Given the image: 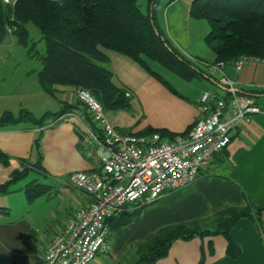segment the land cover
Returning a JSON list of instances; mask_svg holds the SVG:
<instances>
[{
	"label": "crops",
	"instance_id": "1",
	"mask_svg": "<svg viewBox=\"0 0 264 264\" xmlns=\"http://www.w3.org/2000/svg\"><path fill=\"white\" fill-rule=\"evenodd\" d=\"M192 1L159 0L155 8L161 31L200 72L199 77L185 80L162 68L165 75L176 79L173 81H177L175 83L179 87L168 81L170 76L167 79L174 91L148 75L130 58L102 49L108 62L100 65L109 69L112 82L126 88L131 96L130 110L135 113L136 120L134 124L129 123L128 132L140 133L147 128L172 134L188 131L200 116L201 94H225V89L218 82L221 76L233 80L240 93L252 96L260 112L252 115L249 123L239 124L231 133L229 144L199 171L193 182L177 190L166 191L154 202L142 201L128 207L127 213H136L127 224L114 229L113 235L108 236L107 250L89 264H120L130 251H134L137 242L162 227L207 218L223 209L243 207L248 201L264 199V62L250 60L239 71H235L232 63L221 64L214 69V55L203 47L209 28L200 22L203 20L190 17ZM4 40L0 46L6 44ZM8 59L1 58L0 65ZM41 68L34 73L25 69V76L34 79L32 75L38 77ZM163 73L160 74L163 76ZM37 82L35 86L33 82L18 89L17 95L27 102L38 97L44 100L45 93L50 95L53 107L44 103L34 109L29 105L19 107L27 109L42 123L24 120L0 127V152L10 159H24L32 164L37 159L33 143L40 134V165L43 169L40 174L48 180L46 194L54 196L52 201L37 200L23 204L22 211L13 216L8 208H0V218L3 212H9L19 224L11 233L10 240V252L18 264H40L48 244L66 221L88 203V196L68 183V174L98 168L94 154H87L83 147L85 135L74 117H85L83 106L77 104L74 97V87L57 85L49 94L42 89L39 80ZM11 97L0 90V114H16L19 110L12 105ZM65 106L73 109L66 112V116L63 114L52 120ZM116 116L113 114L110 122L115 127L122 124L120 121L114 123ZM259 219L243 218L230 230L229 235L239 249L234 256L227 253V239L218 234L175 240L167 255L154 264H264V212ZM2 263L5 262L0 259Z\"/></svg>",
	"mask_w": 264,
	"mask_h": 264
},
{
	"label": "trees",
	"instance_id": "2",
	"mask_svg": "<svg viewBox=\"0 0 264 264\" xmlns=\"http://www.w3.org/2000/svg\"><path fill=\"white\" fill-rule=\"evenodd\" d=\"M158 1L148 0L147 11L143 13L137 0H15L13 5L0 0V43L12 34L26 46V24H33L45 46L39 56L42 68L38 71V80L45 92L52 94L57 85L83 88L94 95L104 110H128L131 96L126 88L116 86L112 72L100 65L108 62L102 49L130 58L171 91L174 90L152 69L151 63L185 80L200 76L159 28L155 15ZM190 17L208 24L204 43L214 55L213 63H233L241 56L264 62V0H193ZM71 109L65 106L56 116ZM24 120L42 123L30 113L3 112L0 127ZM152 133L167 140L177 135L153 128L137 134ZM39 137L40 134L33 143L36 162L28 171H14L8 180L0 183V195L11 192V184L29 171L43 173ZM8 159V155L0 152V163ZM30 184L25 190L29 202L45 192V189L36 191V187L31 194L36 184ZM262 212L264 199L248 201L243 207H229L207 218L162 227L135 244L130 264H154L167 255L175 240L218 234L227 239V253L234 256L239 249L229 235L230 230L243 218L259 221ZM135 213L122 212L109 221V227L114 230L127 224ZM5 264L18 263L6 259Z\"/></svg>",
	"mask_w": 264,
	"mask_h": 264
},
{
	"label": "built area",
	"instance_id": "3",
	"mask_svg": "<svg viewBox=\"0 0 264 264\" xmlns=\"http://www.w3.org/2000/svg\"><path fill=\"white\" fill-rule=\"evenodd\" d=\"M250 60L258 61L237 58L232 63L235 71ZM221 64L216 63L214 69ZM218 82L225 94L203 92L199 118L172 140L157 133L119 131L106 119L102 105L89 90L74 88V97L83 106L86 118L70 116L81 125L86 140L83 147L87 154H94L98 168L68 174V183L84 192L89 201L73 213L48 244L40 264H89L107 250L111 219L136 203L154 202L166 191L195 180L229 144L239 124L249 123L251 116L260 112L255 99L240 93L233 80L221 76Z\"/></svg>",
	"mask_w": 264,
	"mask_h": 264
},
{
	"label": "rangeland",
	"instance_id": "4",
	"mask_svg": "<svg viewBox=\"0 0 264 264\" xmlns=\"http://www.w3.org/2000/svg\"><path fill=\"white\" fill-rule=\"evenodd\" d=\"M9 1L12 2L13 0ZM137 4L143 13L146 12L147 0H137ZM200 22H202L203 24H207L205 21ZM206 26H208V24ZM26 30L28 32L26 46H23L19 42L18 37L12 34L7 35L4 40L6 44L0 46V59H7L9 57L8 61L3 64L4 66L0 65V90L5 93H9L11 96H13L11 97L10 101H13L12 105H14L15 109H19L21 105H29V107H33L34 109V107L39 106L40 103L48 104L49 107H53L52 98L46 93L44 95L46 96V99L44 100H48L46 102L43 99H39V97L37 99H31L30 102H27L24 98H21L17 95L18 89L31 85L33 82L34 86L38 83V77L35 74L32 75V78L34 79L25 76V69L34 73L39 67L41 68L39 56L44 53L45 49L44 41L41 38V34L38 29L33 24L27 23ZM203 47L211 51L205 43H203ZM150 65L152 69L156 70L159 73L165 72L162 71V68L157 67L158 65L154 63H151ZM166 75L163 73V77L166 80L170 76V79L168 81L172 82L174 86L179 87L175 83L177 81H173L176 79L172 80V75ZM130 109L120 111L104 110V115L109 122H112L111 116H113V114H117V120L114 123H118L120 121L122 124H116V128L121 132L130 133L128 132V130L130 131L129 123L134 124L136 120L135 113H133V111H131ZM20 112L30 113L27 109L21 108L17 110L16 114H19ZM64 116L66 115L64 114ZM56 118L57 116L55 114L52 120H55ZM31 164L32 163H29L28 160L21 162L14 159H8L6 163H0V183H3L8 180L10 175L14 171H28ZM30 183L36 184L34 187H32L34 190L30 191L31 194H34L36 187V191L45 189L48 185V180H46L37 171H29L25 175V177L18 179L13 184H11V192L4 195H0V208H8L11 216H13L14 214H19V212L22 211L23 204L29 203L25 190L29 189V187L31 186ZM53 199V195L49 196V194L43 192L40 195L36 196V198H34L32 201H52ZM9 212H3L0 218V259H3L4 262L6 261V259H10L12 261L16 259L15 255L10 252L12 247L10 244V240L11 233H13V230L15 228L17 229L19 224L18 221L15 220V218L11 217L10 214H8ZM114 231L115 230L109 228V237L113 235ZM132 259L133 252L130 251L120 264H130L132 263Z\"/></svg>",
	"mask_w": 264,
	"mask_h": 264
}]
</instances>
